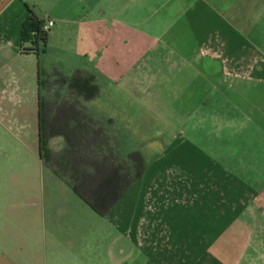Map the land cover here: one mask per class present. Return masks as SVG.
<instances>
[{
	"label": "crops",
	"instance_id": "1",
	"mask_svg": "<svg viewBox=\"0 0 264 264\" xmlns=\"http://www.w3.org/2000/svg\"><path fill=\"white\" fill-rule=\"evenodd\" d=\"M232 6L0 0V66L34 56L20 40L31 7L53 22L42 48L66 40L72 73L93 75L91 114L111 121V147L144 158L105 215L47 165L34 207L0 229V264H264V48L258 18ZM48 144L56 154L65 140Z\"/></svg>",
	"mask_w": 264,
	"mask_h": 264
},
{
	"label": "rangeland",
	"instance_id": "2",
	"mask_svg": "<svg viewBox=\"0 0 264 264\" xmlns=\"http://www.w3.org/2000/svg\"><path fill=\"white\" fill-rule=\"evenodd\" d=\"M225 1L234 5L232 9L243 13L242 15H245L247 19L258 18L254 26L261 34L262 48H264V0ZM213 2L222 4L223 0H213ZM62 41L57 37L52 43L53 47L50 46L47 49H43L42 43L39 42L38 52L34 53V56L14 58L9 62L10 68L0 66V229L5 226L9 230L8 225L14 227L15 215L34 207L35 179L42 173L45 176L48 175L47 171L50 173L46 160L39 154L38 93L40 92L41 99L46 102L57 101L53 103L54 107H61L60 104L64 98L67 101L70 99L71 102H75L76 99L81 100V96L69 92L67 84L62 82V77L72 75L71 67L74 62L72 56L63 54L61 49L63 45H66V40ZM37 67L40 69L43 82L40 90ZM80 102L86 105L88 111L93 112L90 100ZM42 108L44 114L45 108L44 106ZM138 112L139 109L136 108L134 113ZM149 119L150 123L157 126L161 124L158 119ZM102 123L110 132L111 121L102 120ZM110 138L109 143L114 144L112 136ZM54 146L56 148L55 144L52 147ZM49 147L47 138L46 148ZM113 152L119 158L127 156V153H121L118 150L113 149ZM59 153L61 151L52 153V156ZM40 159L43 161V166L40 165ZM81 205L91 213L93 212L89 206ZM120 235L119 240H123ZM102 240L103 246L109 242L105 231Z\"/></svg>",
	"mask_w": 264,
	"mask_h": 264
},
{
	"label": "trees",
	"instance_id": "3",
	"mask_svg": "<svg viewBox=\"0 0 264 264\" xmlns=\"http://www.w3.org/2000/svg\"><path fill=\"white\" fill-rule=\"evenodd\" d=\"M43 25L44 20L29 7V14L21 27L22 53L37 54L39 42L45 47L48 30L43 29ZM40 74L38 67L39 90L43 86ZM62 78L69 92L81 96L80 101L91 100L98 92L91 74L77 70L71 76ZM80 101L71 102L64 98L61 107H54L57 101L46 102L38 93L39 154L56 174L69 179L74 192L90 208L99 215H105L143 174L144 158L137 150L119 158L109 143L111 135L107 128L99 120H96L97 126L91 112ZM49 113L51 116L47 118ZM53 135H62L65 147L61 153L52 156L46 143L47 138Z\"/></svg>",
	"mask_w": 264,
	"mask_h": 264
},
{
	"label": "built area",
	"instance_id": "4",
	"mask_svg": "<svg viewBox=\"0 0 264 264\" xmlns=\"http://www.w3.org/2000/svg\"><path fill=\"white\" fill-rule=\"evenodd\" d=\"M53 24L52 21H48L46 24L43 25V29L48 30L49 27Z\"/></svg>",
	"mask_w": 264,
	"mask_h": 264
}]
</instances>
